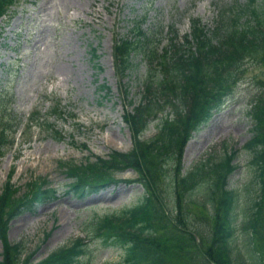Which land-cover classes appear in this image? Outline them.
Masks as SVG:
<instances>
[{
    "label": "rangeland",
    "instance_id": "1",
    "mask_svg": "<svg viewBox=\"0 0 264 264\" xmlns=\"http://www.w3.org/2000/svg\"><path fill=\"white\" fill-rule=\"evenodd\" d=\"M261 4L264 0H16L0 18V122L14 128L8 132L11 144L4 146L0 155V192H5L6 184L13 188L4 211L9 212L20 197H29L42 181V186L54 187L58 195L6 220V229L0 228V254L3 239L20 241L22 255L36 249L32 255L36 261L82 236L83 260L90 264L120 260L122 246L104 240L94 226L99 216L140 197L144 188L137 171L117 164L107 173L121 180L88 187L78 194L66 191L71 179L57 163L68 159L67 165L87 164L95 161L94 155L101 160L111 150L131 147L132 134L123 112L141 98L145 89L142 77L149 62L135 50L130 67L120 73L111 46L113 37L132 35L130 28L138 20L152 34L149 43L160 51L172 32L169 25L182 35L191 15L211 26L222 6L235 9ZM90 46L96 47L98 58L91 59ZM259 79H264V65L244 63L224 107L181 140L183 168L207 151L220 153L226 142L229 150H237L234 161L238 166L230 183L245 186L251 177L249 154L243 148L250 128L246 110L259 89ZM102 83L108 88L98 87ZM124 87L127 97L122 96ZM127 98L131 105L127 106ZM157 122L153 119L148 124L143 139L156 132ZM153 177L159 185L160 180ZM184 207L195 215L200 230L209 231L213 218L204 208L187 203ZM250 241L246 231H235L234 246L245 248ZM171 242L169 264H209L196 254L188 236ZM178 242H182L181 248L176 247ZM206 244L202 241L203 247Z\"/></svg>",
    "mask_w": 264,
    "mask_h": 264
},
{
    "label": "trees",
    "instance_id": "2",
    "mask_svg": "<svg viewBox=\"0 0 264 264\" xmlns=\"http://www.w3.org/2000/svg\"><path fill=\"white\" fill-rule=\"evenodd\" d=\"M7 1L10 0H0V15ZM212 23L207 26L199 17H189L188 30L182 35L170 25L168 43L157 51L149 43L151 32L140 21H134L130 28L134 33L120 36L113 45L116 66L122 74L130 67V55L135 50L147 56L149 62L142 77L145 89L141 98L123 112L132 134L131 147L126 151L111 150L101 160L94 155L95 161L87 164L58 161L71 179L66 191L78 194L88 187L120 180L107 173L117 164L131 166L140 176L144 188L140 197L99 216L94 226L104 240L123 248L121 259L111 264H169L171 241L184 235L206 263L264 264V79L258 80L259 89L247 104L250 128L243 148L249 154L251 177L244 187L230 183V175L238 166L234 161L237 150H229L226 142L220 153L207 151L187 168L180 161L181 140L224 107L244 63L264 65V4L235 9L222 6ZM89 53L91 59L99 56L94 46L89 47ZM99 87L108 88L103 83ZM122 96H128L126 87ZM126 104L131 105L132 100L127 98ZM153 119L158 121L156 132L143 139L142 133ZM6 123L0 130V146L8 140ZM154 175L160 180L159 185L155 184ZM41 183L29 197L15 200L9 212L4 207L13 188L6 184L5 192H0L1 229H6V220L17 213L32 211L40 202L57 197L54 187ZM185 203L210 214L213 223L209 231L200 230L195 215L183 209ZM239 228L251 240L245 248L233 244ZM202 241L207 242L204 247ZM182 245L178 242L176 247ZM84 247L83 237L77 236L35 261L32 255L36 249L22 255L20 241L3 239L0 264H90L80 257Z\"/></svg>",
    "mask_w": 264,
    "mask_h": 264
},
{
    "label": "bare ground",
    "instance_id": "3",
    "mask_svg": "<svg viewBox=\"0 0 264 264\" xmlns=\"http://www.w3.org/2000/svg\"><path fill=\"white\" fill-rule=\"evenodd\" d=\"M99 87V86H98Z\"/></svg>",
    "mask_w": 264,
    "mask_h": 264
}]
</instances>
